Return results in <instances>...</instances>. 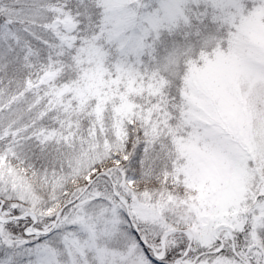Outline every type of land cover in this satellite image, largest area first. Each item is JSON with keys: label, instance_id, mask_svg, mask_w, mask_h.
Returning <instances> with one entry per match:
<instances>
[{"label": "snow or ice", "instance_id": "6c2138e0", "mask_svg": "<svg viewBox=\"0 0 264 264\" xmlns=\"http://www.w3.org/2000/svg\"><path fill=\"white\" fill-rule=\"evenodd\" d=\"M0 264H264V0H0Z\"/></svg>", "mask_w": 264, "mask_h": 264}]
</instances>
